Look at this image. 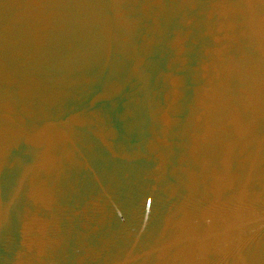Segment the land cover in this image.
Returning <instances> with one entry per match:
<instances>
[{"label":"water","instance_id":"obj_1","mask_svg":"<svg viewBox=\"0 0 264 264\" xmlns=\"http://www.w3.org/2000/svg\"><path fill=\"white\" fill-rule=\"evenodd\" d=\"M0 264H264V0H0Z\"/></svg>","mask_w":264,"mask_h":264}]
</instances>
